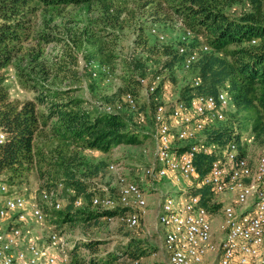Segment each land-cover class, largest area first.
Segmentation results:
<instances>
[{
    "label": "trees",
    "instance_id": "1",
    "mask_svg": "<svg viewBox=\"0 0 264 264\" xmlns=\"http://www.w3.org/2000/svg\"><path fill=\"white\" fill-rule=\"evenodd\" d=\"M238 1L240 0H145L142 6H153L149 8V16L152 17L158 14L173 16L184 24L185 30L191 31L195 36H204V43L210 48V51L199 54L198 61L189 70L193 78H199V84L194 86L191 81L183 85L178 91L177 102L188 103L193 93L215 96L220 89H226L237 113L253 110L256 114L248 135L254 134L257 144L263 145L264 0H246L250 4L249 12L233 17L227 11ZM68 7H85L88 11H96L100 21L111 28L122 27L126 20L121 19V11L113 9L112 0H0V130L7 134V141L0 145V177L5 174L6 182L10 186L22 185L26 175L37 166L42 189L50 191L58 184H62L64 190L72 189L75 196L70 197L71 203L62 211H54L57 218L55 222L60 225L89 224L105 216H117L119 211L124 210L94 209L91 206L90 185L77 175V169L85 164L77 156L67 161L61 158L57 162L42 158L41 151L35 153L34 143L41 136V128L48 129L46 134L56 138L61 144L76 146L88 152L108 154L120 144L133 145L138 142L118 114L85 108L83 99L75 95L78 91L76 86L50 87L41 84L39 81L48 80L55 70L35 64V57L31 59L32 63L35 62L33 66H40V69L37 71L30 63L27 69L31 73L37 71L36 76L28 71L24 72L17 65L20 68L17 73L18 81L33 97L22 102L9 98L2 71L24 53V42L31 36H38L47 43L55 40L50 34L35 31L33 16L38 10L42 14ZM132 28L133 43L146 57L143 61H135L133 65H124L129 72L124 91L135 95V88L141 87L139 79H145L148 83L157 78L160 82L166 79L174 82L175 71L182 67L178 44L149 45L142 25L137 24ZM252 41L256 43L252 44ZM220 53L223 55L220 56ZM106 57V63L93 61V64L110 68L109 62L114 59V55L107 53ZM70 60L74 62L73 59ZM149 61L159 67L148 76L146 64ZM68 65L63 63L56 72L67 73L66 78L76 82L77 72L71 69L73 67H67ZM135 72L138 73L136 79L132 77ZM161 83L158 84L154 96L160 95ZM150 102L156 108L153 96ZM243 130L244 124L237 119V114H231L205 131V142L220 148L228 145L240 148L243 138L248 137L243 135ZM245 151L246 149L240 148L239 153L245 155ZM214 159V155L197 157L195 165L202 175L208 171ZM104 169L106 163L103 161L92 168L86 167L85 171L95 176ZM14 179L19 180L15 183ZM205 191L207 190H200V195ZM211 195L208 192L202 203L213 212L218 206L211 204ZM80 196L85 201L80 208L85 207V211L73 210L74 200ZM98 244L99 242L92 241L82 246L94 253ZM121 248L122 255L130 260H139L146 254L141 241L132 237ZM71 255L72 264H112V260H116L114 257L99 261L92 256L85 258L79 255L77 249L71 251Z\"/></svg>",
    "mask_w": 264,
    "mask_h": 264
},
{
    "label": "built area",
    "instance_id": "2",
    "mask_svg": "<svg viewBox=\"0 0 264 264\" xmlns=\"http://www.w3.org/2000/svg\"><path fill=\"white\" fill-rule=\"evenodd\" d=\"M231 10L234 12L233 8ZM151 34L160 42L164 41L157 31L151 30ZM195 39L196 36L186 30L178 41L177 50L185 70L191 69L201 52L210 51L205 43L191 46ZM92 69L93 77L98 73L109 77L111 73L107 66L93 64ZM192 82L197 86L199 78H193ZM139 84L156 103L153 160L142 169L138 182L126 175L119 176L116 196L104 194L105 189L102 194L92 193L91 206L124 210L117 216L102 219L118 220L128 229H135L147 207L142 181L150 185L164 181L181 186L176 199L163 196L157 211L167 264H206V257L212 252L219 254L217 264H264V144L257 158L251 160L239 153L240 148L244 150L252 142L250 137L243 138L240 148L234 145L220 148L205 142V131L224 121L225 110L233 105L229 92L220 89L215 96L193 93L188 103H179L177 98L171 99L166 85L161 86L158 97L154 96L159 78L151 83L139 79ZM102 109L111 114L127 109L136 114L138 124L145 120L138 99L132 93H125L120 102L106 104ZM6 141L7 134L0 130V145ZM213 155L214 161L202 175L195 160L199 156ZM108 170L117 173L119 168L111 164ZM57 189L63 190V185L58 184ZM57 189H43L38 197L27 199L26 193H22L27 192V188L19 191L0 180V264H72L63 251L64 257L58 262L55 247H66L58 234L49 233L46 244L29 223L43 225L46 222L43 207L61 210ZM202 189L212 195H232L231 202L221 211L223 237L217 246L213 244V214L202 203L205 198L199 193ZM65 191L75 196L72 189ZM84 204L82 196L75 198L74 207Z\"/></svg>",
    "mask_w": 264,
    "mask_h": 264
},
{
    "label": "rangeland",
    "instance_id": "3",
    "mask_svg": "<svg viewBox=\"0 0 264 264\" xmlns=\"http://www.w3.org/2000/svg\"><path fill=\"white\" fill-rule=\"evenodd\" d=\"M143 3H145V0H112L113 9L121 11V19H126L122 27L117 28L105 26L100 21V16L96 11H88L85 7H68L60 11H48L42 14L38 10L32 18L35 31L50 34L55 40L47 43L41 41L38 36H31L24 42L22 48L25 54L23 53L20 57L13 60L12 64L2 71L5 85L8 88L9 98L12 101L22 102L33 97L28 90L20 85L17 73L20 68L24 72L28 71L31 73L30 69L28 70L27 68L29 67V63L31 67L35 68L33 66L35 62L32 63L31 61L35 57L37 58L35 64L55 70H51L54 74L48 80L39 82L50 87L76 86L78 91L75 95L83 99L85 108L103 112L102 107L104 105L120 102V98L126 93L124 91L127 87L125 80L129 74L128 68L124 65H133L135 61H143L146 57L141 49L137 48L133 43L134 33L132 27L137 24L142 25L149 45L178 44L180 37L186 31L184 24L173 16L167 14L164 16L158 14L156 17L149 16V8L153 6L143 7ZM249 7L250 4L246 0H240L228 9L227 13H231L230 15L233 17H239L241 14L249 12ZM232 8L234 12H231ZM151 30H155L159 35H162L164 41L160 42L151 34ZM205 40L204 36H196L193 42L195 44L198 43L195 45L198 47ZM107 53L114 55V59L109 62L110 76L107 77L102 73H98L97 77H93V61H105L106 63ZM219 55L222 56L223 54L220 53ZM70 59H73L74 62ZM63 63L69 64L67 67H73L71 69L77 72L76 82L66 78L67 73L56 72L59 71L58 67H61L60 65ZM146 65L148 66V76L153 74V71L159 67L150 61ZM40 66L36 67L37 71L40 69ZM37 71L31 74L36 76ZM106 77L109 79H107L108 81H106ZM132 77L134 79L138 78V73H133ZM192 78L191 72L185 70L182 66L175 71L174 82L166 79L163 82L161 81V83L159 79V83H161V86L166 85L168 87L167 93L172 95L171 99L174 100L177 98L179 89L191 82ZM135 92L140 110L145 115L144 122L138 124L136 114L131 113L127 109L114 114L122 117L127 124V129L137 137V144H120L114 147L108 154H102L97 151L91 154L88 151H82L76 146L61 144L56 138L46 134L49 131L48 129L41 128V136L38 135L39 137L35 139L34 143L35 153L41 151L42 158L46 157L47 160L54 159L57 162L61 158L67 161L77 156L85 164V166L77 169V175L89 183L90 192L102 194L104 193L101 192L102 189H105L106 192L104 194L112 197L116 196L119 176L126 175L129 179L138 182L141 179L142 169L150 165L153 160V137L156 130L153 120L155 106L150 102L151 96L142 87H136ZM224 113L226 118L228 115L237 114V119L244 124L243 135L250 133L251 126L254 124L256 117L253 110L237 113L235 106L231 105ZM249 137L252 142L246 148L245 154L251 160H255L262 145L257 144L254 134L248 135ZM145 151H147L146 154L144 153ZM103 161L106 163V169L99 172L98 175H89V172L85 171L86 167L92 168ZM111 164L118 166L119 170L117 173L108 170ZM36 167L34 166L26 175L22 185L14 184L19 191L22 187L27 188V192L22 191L23 194L26 193L27 199L38 197L40 190H43L41 188L42 181L39 178ZM83 172L88 174L84 175ZM0 180L7 181L5 174L0 177ZM18 180L14 179L13 181L17 183ZM142 182L141 187L144 189L146 187L143 185L148 184V181L144 180ZM57 186L51 188V190H56ZM176 187L168 183V186L164 189L157 185V187L154 186L152 189L148 188L145 190L146 212L140 215L139 224L135 229H128L118 220L110 222L104 219L91 221L89 224L79 223L74 225L69 223L60 225L55 222L57 218L54 211L48 207H43V211L47 215L46 222L43 225H38L31 221L29 223L34 233L42 237V241L46 242V244L48 243L47 236L52 232L58 234L66 244L64 249L60 246L55 247L58 262H61L64 257L62 251L70 259L73 258L71 251L77 249L79 255L85 258L92 256L98 261L114 257L116 260H112V264H167L166 254L162 245L163 230L157 221V211L159 204L163 200V194L168 195L172 199L178 197V189ZM178 187L181 188V186ZM207 194L208 192L205 191L203 196L206 197ZM70 197L71 195L64 189L57 192V199L61 202L60 211L64 210L71 203ZM211 199L212 204L218 206L212 212V230L217 246L223 237V232L220 230V225L222 224L221 211L226 204L231 202L232 195H211ZM73 210L85 211L86 208L73 207ZM131 237L141 241L142 246L146 249L145 256L139 260H130L121 253V247ZM92 241L99 242L94 253H91L82 246ZM218 258L219 254L217 252L210 257L208 264H217Z\"/></svg>",
    "mask_w": 264,
    "mask_h": 264
},
{
    "label": "crops",
    "instance_id": "4",
    "mask_svg": "<svg viewBox=\"0 0 264 264\" xmlns=\"http://www.w3.org/2000/svg\"><path fill=\"white\" fill-rule=\"evenodd\" d=\"M170 184V183H169ZM157 185L159 186V187H162V189H164L165 187H167L168 186V183L167 182H161V183H158V184H156V185H150V184H146V185H143L144 187H146V188H144V190H147L148 188L149 189H152L154 186H156L157 187ZM178 190L177 191H179V187L177 186L176 187ZM164 195H166V194H163V196ZM213 244L216 246V243H215V237L213 236ZM214 254H216L215 252H212V253H209L208 254V256L206 257V264H208V262L210 261L209 259H210V257H212V255H214ZM208 259V260H207Z\"/></svg>",
    "mask_w": 264,
    "mask_h": 264
}]
</instances>
